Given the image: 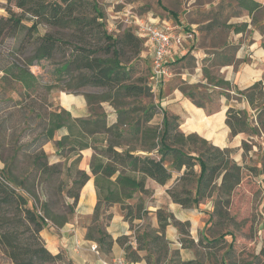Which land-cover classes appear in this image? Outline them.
<instances>
[{
	"label": "trees",
	"instance_id": "obj_1",
	"mask_svg": "<svg viewBox=\"0 0 264 264\" xmlns=\"http://www.w3.org/2000/svg\"><path fill=\"white\" fill-rule=\"evenodd\" d=\"M231 1H236L238 6L250 12L262 7L254 0H230V7ZM12 3L20 12L13 9ZM158 3L168 14L176 17L162 0H158ZM0 6L7 13L0 15V39L24 33L27 45L23 53L28 46L33 45L32 55L25 56L21 64L12 61L2 68V81H15L26 91L35 89L40 84V78L32 72L31 66L35 62L53 60L63 54L64 61L55 69V73L59 78L66 75L73 80L69 88L79 90L92 86L103 90L100 96L84 93L90 111L87 118H73L62 107L32 112L39 120L41 131L23 148L33 157V170L24 177L16 175V154L11 162L5 161V167L0 169V250L4 256L14 264H74L63 253L53 254L41 235L49 222L60 227L70 220L80 191L90 178L86 171L76 168L81 155L69 167L49 162L43 147L53 140L58 130L66 127L68 134L56 141L60 154H78L88 147L96 152L90 170L95 176L98 204L86 237L98 243V251L108 254L112 250L115 240L105 229L112 217L107 209L114 203H120L125 219L135 229L138 248L144 246L148 249L146 259L149 264H203L197 257L183 260L177 250H170L165 237L166 225L173 223L180 227L182 233H186L188 223L175 221L170 213L159 211V229L152 228L148 221L140 227L134 224L135 220H146L148 216L144 198L149 193L146 179L152 178L160 184H166L174 173H178L175 184L168 189L174 202L184 208H192L214 197L216 207L213 215L220 213L225 216L224 209L229 206L233 192L241 184L244 170L255 175L264 173V83L258 81L246 89L231 93L230 83L215 75L211 67L204 66L206 83L188 84L185 81L181 88L184 95L200 107L205 106L197 99L195 90H205L207 96L211 88L223 90V96L230 102L225 120L230 135H246L241 144L244 164H240L233 157L236 149L221 148L197 133L181 131L179 115L156 105L142 106L127 101L156 95L150 85L151 45L128 27L119 35L109 33L104 12L97 0H8ZM151 15L156 18L159 16ZM226 23L222 25L226 30L232 26L236 30L243 28L242 25ZM40 25L56 28L57 32L40 34ZM204 27L212 31L216 25L210 22ZM63 32L68 35L63 36ZM145 49L149 50L147 79L135 78L136 64L133 59ZM234 49L228 47L227 56H220L219 63H223V59L224 62L232 61ZM189 55L192 52L182 58ZM103 102L114 108L117 114L115 123L109 124ZM157 109L163 113L162 122L160 125H151ZM193 128L202 130L198 125ZM207 135L211 137L212 133ZM250 155L251 161H254L253 156L257 157L261 167L247 164ZM116 173L117 177L112 179ZM38 174L42 179L39 186L51 182L55 177L59 181L56 193L66 202L63 212L53 209L52 204H58L59 201H44L40 207L37 204L35 181ZM192 184L194 187L189 188ZM136 193L140 195L136 196ZM42 195L45 196L43 190ZM68 199H72V202H68ZM127 240L128 237L118 239L123 245ZM220 240L204 236L198 243L215 246ZM182 242L184 246L187 242L190 245L194 243L184 238ZM125 248L130 251L132 247L127 245ZM250 264H264V247Z\"/></svg>",
	"mask_w": 264,
	"mask_h": 264
},
{
	"label": "crops",
	"instance_id": "obj_2",
	"mask_svg": "<svg viewBox=\"0 0 264 264\" xmlns=\"http://www.w3.org/2000/svg\"><path fill=\"white\" fill-rule=\"evenodd\" d=\"M7 1L8 0H0V5L6 4ZM254 1L260 3L262 7L252 12L238 6L236 1L230 2L231 7H234L235 10L238 11V14L228 20L226 24L242 25L243 28L241 30H236L235 26L230 27L227 30V36L224 40L227 41V43H223L221 47L220 44L214 45L213 42L207 46L202 44V46H200L199 36H202L203 32L201 33L199 28L203 24L195 21L190 25L184 23L186 17L187 19L193 17L197 18L195 13L201 10L196 9L198 8L196 6H199V8L202 7L203 9L206 7L205 9L209 10L212 8L213 4L215 5V0H207L205 3H199L198 0L175 1L174 5L178 9L180 21H176L174 17L165 15L166 13H155L151 10L146 12L159 15L158 18L160 19V17H163L165 21L184 23L183 25L187 26V28H195L196 40L192 54L200 60L214 55H218L219 57L227 56V48L231 46L235 47L236 49H234L232 61L224 62L223 59V63H219L220 61L218 60V62L216 61L215 65L211 67V70L214 68L216 69L215 75L223 77L230 83V92L234 93L236 90L250 87L255 82L262 81L264 83V0ZM168 10L171 11L170 8ZM175 16H177L176 13ZM210 22L211 20H208L207 24ZM213 50L220 54L210 52ZM200 63L201 62H198V64ZM175 65L174 63V66ZM178 75L180 76L179 79L188 81V83H194L196 80H199L200 83L207 82L202 67L197 68L194 75L188 72L178 73ZM163 90L164 87L157 93V95L161 96L160 104L170 113L180 116L183 132L199 133L211 140L214 145L221 148H235L236 156L240 159L243 158L241 144L245 139V134H238L236 136L230 135V129L225 122L226 112L230 106V102L226 101L227 99L224 101V104L227 106L217 111L208 112L206 107L196 105L193 100L184 95L179 88H174L166 94H163ZM58 101L62 108L71 113L73 118H87L90 116L88 102L83 94L75 95L63 93L59 96ZM103 106L108 113L109 124L115 123L117 121V114L114 108L109 104H103ZM196 125L201 126L202 130L198 131L196 128H193ZM68 132L66 127L61 128L56 132L53 140L44 145L43 148L48 155L49 162L50 164L62 163L65 167H69L73 164L76 157L81 155V160L77 163L76 168L86 171L90 178L80 191L79 199L74 207V213L70 220L60 227L49 222L42 229L41 235L47 248L53 254L63 253L64 256L71 259L74 264H103V260L111 261L117 257H125L131 264H149L146 259L149 253L148 249L144 246L138 248L139 244L135 239V229H132L130 222L125 219V213L120 203H114L107 209V213L112 214V217L106 224L105 229L115 240L111 252L105 254L92 249L94 245L98 246V243L88 239L86 234L92 223V217L98 204L95 176L90 170V163L96 152L92 147H88L80 150L78 154H60V150L56 146V141L61 136L67 135ZM209 133H212L211 137H208L207 134ZM101 147H104V145H101ZM118 150L121 151L122 149L118 148ZM117 174L118 173L112 176V179H115ZM175 182L176 177L170 179L166 184H160L152 178L146 179V188L149 190V193L144 195V198L146 200L148 216L146 220H135L134 224L140 227L148 221L152 228L159 229V211H163L164 214L170 213L175 221L188 223L186 226V233H182L180 227L173 223L166 225L164 232L166 239L169 241L170 250H177L183 260H190L196 258V254L191 249L192 246L189 242H187L185 246L183 245L182 238L198 243L204 236L209 237L205 232V228L210 225L213 206L209 199L200 203L199 206L192 208H184L182 205L174 202L168 193V189H170ZM139 195V193H136V196ZM68 202L71 203L72 199H68ZM142 231L143 229L141 232ZM121 237H128L125 245L118 241ZM127 245H131L132 248L130 251H126L125 246ZM0 257L6 260V264H14L11 259L4 256L1 250Z\"/></svg>",
	"mask_w": 264,
	"mask_h": 264
},
{
	"label": "rangeland",
	"instance_id": "obj_3",
	"mask_svg": "<svg viewBox=\"0 0 264 264\" xmlns=\"http://www.w3.org/2000/svg\"><path fill=\"white\" fill-rule=\"evenodd\" d=\"M97 1L105 15V26L109 33L113 35H119L127 27V25L123 23H117L119 19L115 17L118 16L119 13H123L126 7H128V9L132 7L133 11L146 16L151 14H146L145 12L151 10L155 13H166L165 15L173 17L161 7L158 0ZM175 1L178 0H162V3L166 5L168 9L170 8L171 11L176 13L177 16L174 18L179 20L180 16H178V9L174 5ZM198 1L199 3H205L207 0ZM229 1L230 0H215V5L213 4L212 8L209 10L205 9L206 7L203 9L202 7L199 8V6H196L198 7L196 9L202 11L195 13L197 18L193 17L187 19L186 17V19H184V23L187 25H190L194 21L203 24L202 26L200 25L201 27L199 28L200 32H203L202 36H199L200 46H207L213 42L214 45L220 44L221 47V44L224 43L227 30L222 25L238 14V11H236L234 7L229 6ZM1 7L0 15H7L5 9ZM12 7L15 11L20 12L13 3ZM208 20H211V22L216 25L212 31H207L204 27L207 25ZM48 31L55 34L57 32L56 28L40 25V34H44ZM24 35V33H21L17 37L5 36L0 39V169L5 167V161L11 162L16 154L17 159H14V172L20 177L28 175L33 170V157H31L28 150L23 147L32 142L41 131L38 125L39 120L35 113L32 112L35 111L39 113L43 109L61 108L58 98L63 93L75 95L91 93L94 96H100L103 91L102 89L92 86L79 90L69 88L73 80L66 75L59 78V75L55 73V69L64 61L63 54L57 55V58L53 60L35 62L33 66H31L32 72L40 78V84L35 89L26 91L15 81L9 83L2 81L1 77L4 74L2 68L4 66L12 61L21 64L20 61H22L25 56L32 55L31 51L33 50V45L28 46L27 51L23 53L27 45V37L24 38ZM57 35L61 36L60 33H57ZM66 35H68V33L65 32L64 34L63 32V36ZM65 47L69 49L68 46ZM210 52L220 54L214 50ZM148 53L149 50L145 49L140 56L133 59V61H135L134 64H136L135 73L133 74L135 78L144 77L147 79L149 73ZM218 60H221L218 55L200 60L193 54L186 58L178 59L175 63L176 65L172 66L173 74L167 79L163 86V94L170 92L174 88H179L182 91L181 88L185 80L179 79L180 76L178 73L188 72L194 75L197 68L202 67L203 69L204 66L213 67ZM198 62L201 63L198 64ZM215 71V68L212 69L213 73H215ZM186 82L188 83V81ZM197 83H200L199 80H196L194 83L189 82L188 84ZM210 90L209 96L206 95L207 91L205 90H195L197 99L202 101L208 112L217 111L227 106L224 104L226 97L222 94L223 90L218 87L214 89L211 88ZM201 96H203L202 100H200ZM160 97V95L154 94L148 97H140L136 100L128 99L127 101L131 104L136 103L142 106L156 105L163 108L160 104ZM103 104L109 103L103 102ZM157 111V114L150 122L151 125H160L162 122L163 113L160 109H157ZM179 128L182 131L181 124ZM197 134L202 136L199 133ZM202 137L205 138L204 136ZM205 139L214 144L211 140ZM255 150H257V148H255ZM233 157L235 160L237 159L240 164H244L243 158L240 159L236 154H234ZM250 157L251 155L247 157L248 165L261 167V162L257 161L256 156L252 157L254 161H251ZM198 169L197 166L196 170ZM177 174L178 173H174L173 177H177ZM41 182L42 179H40V175L38 174L35 181V189L38 196L37 204L39 207L44 201H49L51 203L59 201L58 204H52L53 209L59 213L63 212L66 202L56 193V187L59 184L57 178L55 177L51 182L39 186ZM188 187L193 188L194 185L192 184ZM42 190L45 196L42 195ZM209 200L212 203L214 211L216 207V198L212 197L209 198ZM224 212L223 215L225 216H222L220 213H215V215L211 213L213 218L210 221V225L205 228V232L209 238H219L221 240L215 246H209L205 243H194L191 245V249L203 264H250L261 248L264 247V173L255 175L251 171L245 169L243 180L233 192L231 202L229 206L224 209ZM0 263L6 264V260L0 257Z\"/></svg>",
	"mask_w": 264,
	"mask_h": 264
},
{
	"label": "built area",
	"instance_id": "obj_4",
	"mask_svg": "<svg viewBox=\"0 0 264 264\" xmlns=\"http://www.w3.org/2000/svg\"><path fill=\"white\" fill-rule=\"evenodd\" d=\"M115 17L119 19L117 23L127 25L150 43L152 56L150 85L157 95L167 79L171 77L174 63L189 52L193 53L196 29L187 28L182 23L161 20L152 15L139 14L133 11L132 7L124 8L123 13ZM92 249L97 251V245H94ZM102 262L103 264H131L125 257Z\"/></svg>",
	"mask_w": 264,
	"mask_h": 264
}]
</instances>
